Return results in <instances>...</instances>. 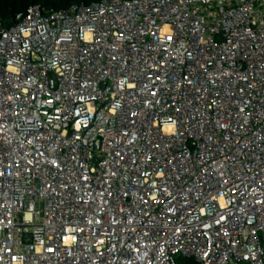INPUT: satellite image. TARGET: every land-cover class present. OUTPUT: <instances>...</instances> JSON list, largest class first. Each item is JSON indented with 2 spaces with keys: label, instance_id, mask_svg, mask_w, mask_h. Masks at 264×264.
<instances>
[{
  "label": "built area",
  "instance_id": "1",
  "mask_svg": "<svg viewBox=\"0 0 264 264\" xmlns=\"http://www.w3.org/2000/svg\"><path fill=\"white\" fill-rule=\"evenodd\" d=\"M178 257L264 264V0L0 19V264Z\"/></svg>",
  "mask_w": 264,
  "mask_h": 264
},
{
  "label": "trees",
  "instance_id": "2",
  "mask_svg": "<svg viewBox=\"0 0 264 264\" xmlns=\"http://www.w3.org/2000/svg\"><path fill=\"white\" fill-rule=\"evenodd\" d=\"M101 0H0V19L9 20L17 13L24 12L31 5H39L45 10H59L74 3L89 4ZM178 264H194L192 259L179 257Z\"/></svg>",
  "mask_w": 264,
  "mask_h": 264
},
{
  "label": "water",
  "instance_id": "3",
  "mask_svg": "<svg viewBox=\"0 0 264 264\" xmlns=\"http://www.w3.org/2000/svg\"><path fill=\"white\" fill-rule=\"evenodd\" d=\"M93 160L96 161V158H94Z\"/></svg>",
  "mask_w": 264,
  "mask_h": 264
},
{
  "label": "rangeland",
  "instance_id": "4",
  "mask_svg": "<svg viewBox=\"0 0 264 264\" xmlns=\"http://www.w3.org/2000/svg\"><path fill=\"white\" fill-rule=\"evenodd\" d=\"M179 258V257H178Z\"/></svg>",
  "mask_w": 264,
  "mask_h": 264
}]
</instances>
